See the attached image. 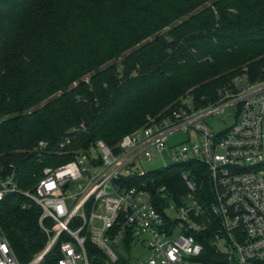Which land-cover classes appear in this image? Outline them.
Returning <instances> with one entry per match:
<instances>
[{
  "label": "trees",
  "instance_id": "16d2710c",
  "mask_svg": "<svg viewBox=\"0 0 264 264\" xmlns=\"http://www.w3.org/2000/svg\"><path fill=\"white\" fill-rule=\"evenodd\" d=\"M245 72L264 80V0H0V172L15 170L21 188L32 189L45 167L69 160L57 152L65 136L74 146H114L183 99L197 108L216 102ZM183 171L195 177L208 212L212 187L198 162L121 185H167L180 202ZM26 203L20 194L0 202V228L20 263L47 242L40 208ZM212 236L206 229L199 239L203 260L229 264L209 248ZM91 250L92 264H107ZM59 259L54 251L42 264Z\"/></svg>",
  "mask_w": 264,
  "mask_h": 264
},
{
  "label": "built area",
  "instance_id": "2783aa9c",
  "mask_svg": "<svg viewBox=\"0 0 264 264\" xmlns=\"http://www.w3.org/2000/svg\"><path fill=\"white\" fill-rule=\"evenodd\" d=\"M219 95L200 108L183 99L148 116L141 129L114 146L103 140L74 146L65 136L57 152L69 160L45 167L32 189L21 188L15 170L0 172V202L11 194L27 198L22 207L40 208L39 225L47 238L38 254L20 263L0 228V264H42L54 251L58 264H92L91 247L104 254L107 264H131L119 252L139 245L150 251L147 264H208L199 241L206 229L213 230L209 248L229 264H264V80L252 82L245 72ZM227 111L232 124L223 121L216 131L206 122ZM177 133L187 139L171 142ZM47 146L42 141L35 150L42 154ZM165 153L170 161L157 169L188 162L207 167L209 213L187 171L180 175L186 189L180 202L167 185H121L123 179L146 176L151 171L136 166Z\"/></svg>",
  "mask_w": 264,
  "mask_h": 264
},
{
  "label": "rangeland",
  "instance_id": "374dc122",
  "mask_svg": "<svg viewBox=\"0 0 264 264\" xmlns=\"http://www.w3.org/2000/svg\"><path fill=\"white\" fill-rule=\"evenodd\" d=\"M223 121H226L228 124L233 123V117L231 111H227L225 113L218 114L206 119V122L209 123V125H211V127L214 128L216 131L222 128L221 122ZM141 128L139 127L138 129L130 133H134ZM186 139H187V135L185 133H177L170 138V141L183 142ZM157 156L158 157L154 162H143L141 164H138L136 167L140 171L143 170L152 171L162 167L164 164H168L170 161L169 155L167 153L163 154L162 157H160L159 154ZM119 253L121 256L130 259L131 264H147V260L151 257L150 251L146 247L141 245L131 249L130 251H127L126 253L122 251H120Z\"/></svg>",
  "mask_w": 264,
  "mask_h": 264
},
{
  "label": "water",
  "instance_id": "95a60500",
  "mask_svg": "<svg viewBox=\"0 0 264 264\" xmlns=\"http://www.w3.org/2000/svg\"><path fill=\"white\" fill-rule=\"evenodd\" d=\"M214 250V249H213Z\"/></svg>",
  "mask_w": 264,
  "mask_h": 264
}]
</instances>
